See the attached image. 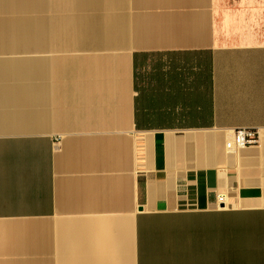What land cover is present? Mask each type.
I'll return each mask as SVG.
<instances>
[{
  "label": "crops",
  "instance_id": "obj_1",
  "mask_svg": "<svg viewBox=\"0 0 264 264\" xmlns=\"http://www.w3.org/2000/svg\"><path fill=\"white\" fill-rule=\"evenodd\" d=\"M0 264H264V0H0Z\"/></svg>",
  "mask_w": 264,
  "mask_h": 264
},
{
  "label": "built area",
  "instance_id": "obj_2",
  "mask_svg": "<svg viewBox=\"0 0 264 264\" xmlns=\"http://www.w3.org/2000/svg\"><path fill=\"white\" fill-rule=\"evenodd\" d=\"M232 133V137L226 142V149L230 152H235V150L257 144L260 140L259 132L254 129L236 128ZM223 199L224 198H222V201Z\"/></svg>",
  "mask_w": 264,
  "mask_h": 264
}]
</instances>
